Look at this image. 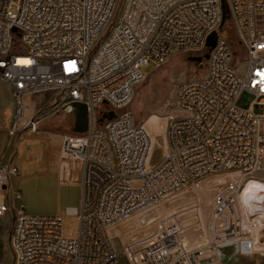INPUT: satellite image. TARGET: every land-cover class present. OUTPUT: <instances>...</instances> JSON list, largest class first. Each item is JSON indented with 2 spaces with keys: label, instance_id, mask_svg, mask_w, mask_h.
I'll list each match as a JSON object with an SVG mask.
<instances>
[{
  "label": "built area",
  "instance_id": "1",
  "mask_svg": "<svg viewBox=\"0 0 264 264\" xmlns=\"http://www.w3.org/2000/svg\"><path fill=\"white\" fill-rule=\"evenodd\" d=\"M223 1L244 48L243 72L220 30ZM213 32L205 76L176 90V105L189 116L166 115L160 145L123 110L141 69L207 48ZM0 78L14 95L12 135L21 122L38 127L23 107L27 95L53 91L57 103L85 104L88 117L86 132L64 135L60 156L81 188L74 213L30 215L23 203L12 205L10 188L22 197L11 181L20 169L0 163V221L13 214L11 264H227L222 250L231 246L264 255V188L252 209L240 201L264 161V0H0ZM246 90L256 98L244 109L237 101ZM112 110L116 116L102 121ZM215 177L210 242L203 243L195 235L198 207L162 213L160 206ZM134 216L142 228L125 239L110 234Z\"/></svg>",
  "mask_w": 264,
  "mask_h": 264
},
{
  "label": "rangeland",
  "instance_id": "2",
  "mask_svg": "<svg viewBox=\"0 0 264 264\" xmlns=\"http://www.w3.org/2000/svg\"><path fill=\"white\" fill-rule=\"evenodd\" d=\"M122 1L123 0H119V6L122 4ZM220 30L229 40L235 52L234 65L238 68L239 72H243L245 67L243 62L244 48L242 47L236 26L232 18L229 16V13L225 21L222 23ZM97 47L98 44L94 47L92 53L96 51ZM209 51L210 49L208 47L201 51H177L161 64L154 65L153 63H150L149 65L142 67L141 71L144 74V78L135 85L133 98L123 110L131 111L134 114L136 121L140 124L147 123L148 121L156 122L158 127L154 130V134L157 136V141L160 145H162V132L166 129L165 116L168 114H173L177 118L189 116L187 111L177 107L176 90L183 81L199 79L205 76L208 65L206 55L209 54ZM3 86L10 88L0 78V129L5 128L2 127V121L7 118L9 121V127L7 128H9L10 133L13 127V119L11 118L15 112V100L14 95L11 96L12 103L4 96ZM50 93L55 92L50 91ZM39 98L40 94L24 96L22 99L23 107L32 108L33 106L37 107V105H44V101H39L38 104L37 100ZM255 98V94L246 90L239 97L237 105L241 108L247 109ZM45 107L46 106L44 105L42 108ZM42 110L38 111V114L42 113ZM253 110L257 114L262 112L258 104L253 107ZM59 113L64 114L61 111ZM65 115L66 114H64V116ZM101 119L102 121L107 120L103 115H101ZM74 120L75 119H72L67 115L65 121L66 125L64 127L67 133H74ZM55 121L58 123L60 120L55 118ZM6 133H8V131ZM25 149L26 146H21L20 153L15 157V164L19 166L20 174L18 177H13L11 179L14 189L20 191L22 197L21 199L15 200L13 197V188H10L9 202L16 206L23 203L27 214L30 215H65L68 213L69 207L75 206L79 209L81 191L72 186H65L59 190L52 178L42 174L40 168L35 169L34 166L26 164ZM2 153L3 150L0 152V155H2ZM9 156L10 152L6 155L3 162H7ZM160 157L161 149L157 148L155 150L153 161H159ZM69 170L70 169L67 166L64 167L63 176L66 177V182H72L73 180V178L68 175ZM209 179L210 178L204 179L203 182L196 187L198 188L200 185H203V183L207 182ZM213 179L217 184L220 181L219 177ZM250 181L264 183V161L262 168L250 178L249 182ZM196 194L198 196H196ZM200 196L201 195L196 188L193 187L191 189L190 187L181 196V198H183L182 200H170L162 204L160 208L166 206L169 209H173L180 208L182 205L193 206V208L198 207L196 211L198 217L197 222H199V225L202 227L199 229L200 232L195 233V235L198 236L205 233L203 239L206 241L210 237L209 218L212 212V204L210 200ZM201 206L206 213L203 218L199 211ZM12 225L13 214L8 212L0 221V264H11L13 260L11 245ZM112 244L116 252L122 250L119 238H114ZM222 258L227 264H264V255H240L238 252L236 253V249L233 246L222 250ZM121 261L125 262L124 257H121Z\"/></svg>",
  "mask_w": 264,
  "mask_h": 264
},
{
  "label": "crops",
  "instance_id": "3",
  "mask_svg": "<svg viewBox=\"0 0 264 264\" xmlns=\"http://www.w3.org/2000/svg\"><path fill=\"white\" fill-rule=\"evenodd\" d=\"M3 87L4 96L12 103L11 96L13 95V92L11 88H8L7 86ZM57 100V93L45 92L40 94V98L37 100L38 104L39 101H44L45 108H42L44 105H37V107L33 106L32 108L28 107L30 109V113L27 114L28 118L36 117L38 121V127L36 130H31L29 127H26V122H21L17 127V132L12 135L9 133V128H7L9 127L8 119L5 118V120L2 121V127L5 128L0 129V152L3 150L2 155H0V163L15 164V157L20 153L21 146H26V164L34 166L35 169L40 168L42 174L52 178L59 190L65 186H72L81 191L80 184L77 181L66 182L63 176L60 156L64 135L70 134L67 133L64 128L66 125L65 121L67 115L72 119H74V116L65 109L67 104L64 101L57 103ZM40 110H42V113L38 114V111ZM60 111L66 115L64 116V114H60ZM14 114L15 112L11 119H14ZM55 118H58L60 121L57 123ZM7 131L8 133H6ZM9 152L10 156L8 161L3 162ZM216 185L217 183H215L212 178L198 188H194L198 190L201 195L200 197H205L211 201ZM68 209V213L65 215H70L77 210L75 206L69 207ZM170 211L171 210L166 206L161 208L162 213H168ZM199 211L203 218L206 213L202 206L199 208ZM142 227L143 225L139 216H134L132 219L118 225L113 230V235L118 234L125 239L130 232ZM204 235L205 233L199 238L201 239L200 241L203 243L210 242V237L206 241L203 239Z\"/></svg>",
  "mask_w": 264,
  "mask_h": 264
},
{
  "label": "water",
  "instance_id": "4",
  "mask_svg": "<svg viewBox=\"0 0 264 264\" xmlns=\"http://www.w3.org/2000/svg\"><path fill=\"white\" fill-rule=\"evenodd\" d=\"M222 11H223V22L225 21L228 10L225 1L222 2ZM218 34L213 32L207 40V47L209 49L213 48L216 44ZM206 58H209V54L206 55ZM65 109L69 111L74 116V133H84L88 129V117H87V108L85 104L80 102H71L66 105ZM116 116L115 111H110L107 115H104V118L112 119Z\"/></svg>",
  "mask_w": 264,
  "mask_h": 264
},
{
  "label": "bare ground",
  "instance_id": "5",
  "mask_svg": "<svg viewBox=\"0 0 264 264\" xmlns=\"http://www.w3.org/2000/svg\"><path fill=\"white\" fill-rule=\"evenodd\" d=\"M133 98V97H132ZM30 113V109L27 107L26 108V114H29ZM166 123V126H167V122ZM145 126L147 127V129L152 132V133H155V129H157L158 127V124H156V122H147V123H144ZM157 125V126H156ZM206 183V182H205ZM204 184V183H203ZM198 186V185H197ZM193 187H196V186H192L191 189ZM258 187L260 188H264V183L262 182H258V181H250L245 187L244 189L242 190V192L240 193V201L241 203H243L248 209H252L254 206H255V198L259 196L258 194ZM186 190L183 192L185 193ZM188 192V191H187ZM196 196H198L196 194ZM172 204V203H171ZM175 204V203H174ZM133 217H131L130 219H132ZM129 220V219H128ZM127 221V220H126ZM125 222V221H124ZM123 223V222H121ZM121 223H118L116 224L115 226L111 227L109 229V232L111 235H113V230L118 226L120 225ZM259 255H261V253H258Z\"/></svg>",
  "mask_w": 264,
  "mask_h": 264
},
{
  "label": "flooded vegetation",
  "instance_id": "6",
  "mask_svg": "<svg viewBox=\"0 0 264 264\" xmlns=\"http://www.w3.org/2000/svg\"><path fill=\"white\" fill-rule=\"evenodd\" d=\"M208 59V58H207Z\"/></svg>",
  "mask_w": 264,
  "mask_h": 264
}]
</instances>
